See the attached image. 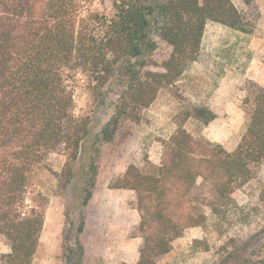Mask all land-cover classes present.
Masks as SVG:
<instances>
[{
  "label": "trees",
  "instance_id": "obj_1",
  "mask_svg": "<svg viewBox=\"0 0 264 264\" xmlns=\"http://www.w3.org/2000/svg\"><path fill=\"white\" fill-rule=\"evenodd\" d=\"M208 22L247 35L254 30L231 0H0V235L11 248L2 264H31L36 255L48 206L36 184L44 169L66 201L63 264L83 263L84 210L103 146L198 59ZM158 41L170 51L160 53ZM79 88L109 102L112 113L102 126L75 113ZM242 110L232 151L196 140L180 125L158 169L131 168L118 181L117 188L136 192L139 223L131 236L142 239L136 264H157L185 229L204 225L205 213L190 197L198 178L212 182L225 201L264 167V86H248ZM192 117L207 125L214 114L193 107L184 120ZM76 183L77 203L69 202L66 193ZM258 203L255 210L264 209V188ZM263 246L264 226L214 264H264L252 258Z\"/></svg>",
  "mask_w": 264,
  "mask_h": 264
},
{
  "label": "rangeland",
  "instance_id": "obj_2",
  "mask_svg": "<svg viewBox=\"0 0 264 264\" xmlns=\"http://www.w3.org/2000/svg\"><path fill=\"white\" fill-rule=\"evenodd\" d=\"M165 1V0H162ZM242 13L244 23L253 24L251 35L208 22L205 25L198 59L172 86L162 87L154 103L136 123L120 125L118 137L104 145L98 159V177L92 199L85 208V231L81 241L85 251L82 264H136L142 239L132 238L139 223L135 209L136 192L117 188L128 169L151 174L160 167L165 142L182 125L196 140L232 151L239 142L244 121L242 103L249 85L264 86V0H231ZM158 51L170 47L158 41ZM97 95L79 88L74 97L75 113L94 117L102 126L112 113ZM214 114L207 125L192 117L184 120L189 108ZM98 127L95 132L99 130ZM87 157V156H86ZM58 173L60 166L53 164ZM79 173L82 169L77 166ZM36 184L48 198L38 250L31 264H63L62 236L66 201L57 189L53 172L44 169ZM264 188V167L252 171L250 181L236 189L225 201L218 197L212 182L198 178L190 194L196 208L205 213L201 227H191L173 241L171 251L157 264H214L237 240L264 226V209L258 197ZM81 184L67 191L75 202ZM9 242L0 235V264L9 251ZM264 261V246L259 257Z\"/></svg>",
  "mask_w": 264,
  "mask_h": 264
},
{
  "label": "crops",
  "instance_id": "obj_3",
  "mask_svg": "<svg viewBox=\"0 0 264 264\" xmlns=\"http://www.w3.org/2000/svg\"><path fill=\"white\" fill-rule=\"evenodd\" d=\"M10 251H11V249H10L9 251H7V252H6V254H9V253H10Z\"/></svg>",
  "mask_w": 264,
  "mask_h": 264
}]
</instances>
